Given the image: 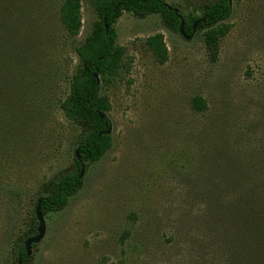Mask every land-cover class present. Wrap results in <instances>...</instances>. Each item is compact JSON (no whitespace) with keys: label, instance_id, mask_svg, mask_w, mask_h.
Returning <instances> with one entry per match:
<instances>
[{"label":"rangeland","instance_id":"374dc122","mask_svg":"<svg viewBox=\"0 0 264 264\" xmlns=\"http://www.w3.org/2000/svg\"><path fill=\"white\" fill-rule=\"evenodd\" d=\"M6 1L0 0V264H16L24 240L36 234L37 198L78 170L75 148L87 127L67 118L60 102L78 65L73 43L83 41L96 14L90 0H81L82 27L71 43L57 16L62 0H12L13 7ZM165 1L200 17L215 0ZM231 6L214 59L205 29L187 39L158 14L124 12L117 19L116 43L130 65L101 89L110 102L112 145L98 161H83V184L66 207L43 215L45 233L28 264H167L156 249L155 223L173 218L174 193L187 183L180 151L189 132L218 120L233 129L255 124L257 134L264 129V0ZM10 18L11 25L1 22ZM155 33L167 48L162 64L144 43ZM197 95L208 105L203 114L191 106Z\"/></svg>","mask_w":264,"mask_h":264},{"label":"trees","instance_id":"16d2710c","mask_svg":"<svg viewBox=\"0 0 264 264\" xmlns=\"http://www.w3.org/2000/svg\"><path fill=\"white\" fill-rule=\"evenodd\" d=\"M90 1L96 19L77 44L73 42L82 27L81 0H62L58 8L65 38L73 43L78 59L60 108L67 118L85 124L87 129L75 148L78 170L54 181L49 193L37 198L43 215L64 209L69 197L81 188L80 161H98L112 145V135L104 133L110 120L107 115L100 116L110 110V102L101 89L127 73L130 65L125 49L116 43L117 19L124 12L158 14L169 30L179 33L180 15L187 35L205 29L204 42L213 59L219 40L230 27L223 22L232 11L229 0L204 5L200 17L184 16L179 10L176 13V7L170 9L165 0ZM12 2L6 1L13 7ZM200 18L204 22H199L193 32L192 25ZM4 21L11 25L13 18ZM144 43L158 63L167 60L162 34L150 35ZM191 106L202 114L208 110L200 95L192 98ZM219 121L192 128L184 151H180L188 170L184 178L187 183L174 193L179 198L173 200V218L159 216L155 223L156 249L165 255L167 264H264V129L257 134L255 124L245 122L233 129ZM28 260L23 248L16 264H28Z\"/></svg>","mask_w":264,"mask_h":264},{"label":"water","instance_id":"95a60500","mask_svg":"<svg viewBox=\"0 0 264 264\" xmlns=\"http://www.w3.org/2000/svg\"><path fill=\"white\" fill-rule=\"evenodd\" d=\"M229 2L231 3V0H229ZM168 7L170 9H172V6H169ZM174 11L176 13H178V9L177 8H174ZM179 18H180V26H179V33L184 37V38H190L191 35H187L184 30H183V19L182 17L179 15ZM199 22H204V18H200L198 20H196L193 25H192V31L194 32L195 31V28H196V25L199 23ZM108 28V25H105V29L107 30ZM94 76L97 78V74L96 72H94ZM97 81H98V78H97ZM106 113H103V114H100V116H105ZM111 130H112V127H111V124L109 125V127L104 131L105 134H111ZM101 133H98V135H100ZM75 156L77 158V160H79V157H78V151L75 150ZM84 173V164L82 161H80V174H79V177L81 178L82 175ZM40 203H41V200L38 199L37 202H36V205L34 207V216H35V220L37 222V225H36V234L33 235V236H29L27 237L25 240H24V249H25V254L26 256H29L31 254V248H32V244H36L38 243L44 236V233H45V222H44V218H43V214L41 212V209H40ZM20 263V261H18ZM21 264V263H20Z\"/></svg>","mask_w":264,"mask_h":264}]
</instances>
